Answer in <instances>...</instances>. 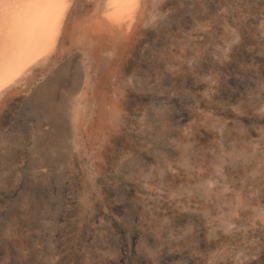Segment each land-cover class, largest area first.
<instances>
[{
	"label": "rangeland",
	"instance_id": "374dc122",
	"mask_svg": "<svg viewBox=\"0 0 264 264\" xmlns=\"http://www.w3.org/2000/svg\"><path fill=\"white\" fill-rule=\"evenodd\" d=\"M188 5L128 62L115 122L20 117L0 264H264V0Z\"/></svg>",
	"mask_w": 264,
	"mask_h": 264
},
{
	"label": "bare ground",
	"instance_id": "6f19581e",
	"mask_svg": "<svg viewBox=\"0 0 264 264\" xmlns=\"http://www.w3.org/2000/svg\"><path fill=\"white\" fill-rule=\"evenodd\" d=\"M192 2L0 0V199L20 117L70 124L77 140L86 123L115 122L128 62L154 26Z\"/></svg>",
	"mask_w": 264,
	"mask_h": 264
}]
</instances>
